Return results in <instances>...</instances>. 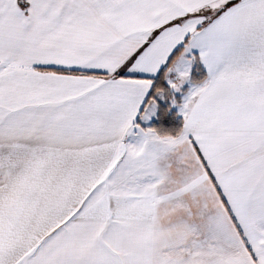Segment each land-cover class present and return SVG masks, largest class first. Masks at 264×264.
Returning <instances> with one entry per match:
<instances>
[{
    "label": "snow or ice",
    "instance_id": "6c2138e0",
    "mask_svg": "<svg viewBox=\"0 0 264 264\" xmlns=\"http://www.w3.org/2000/svg\"><path fill=\"white\" fill-rule=\"evenodd\" d=\"M0 264H264V0H0Z\"/></svg>",
    "mask_w": 264,
    "mask_h": 264
}]
</instances>
